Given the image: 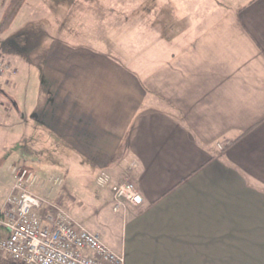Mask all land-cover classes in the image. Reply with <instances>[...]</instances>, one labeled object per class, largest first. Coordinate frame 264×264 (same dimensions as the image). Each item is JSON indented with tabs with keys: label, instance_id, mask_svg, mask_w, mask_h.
<instances>
[{
	"label": "crops",
	"instance_id": "0c3cea01",
	"mask_svg": "<svg viewBox=\"0 0 264 264\" xmlns=\"http://www.w3.org/2000/svg\"><path fill=\"white\" fill-rule=\"evenodd\" d=\"M115 3L102 48L53 44L39 91L10 107L37 145L72 150L74 174L116 184L135 164L140 205L113 211L108 187L76 216L125 264H264V0Z\"/></svg>",
	"mask_w": 264,
	"mask_h": 264
},
{
	"label": "rangeland",
	"instance_id": "374dc122",
	"mask_svg": "<svg viewBox=\"0 0 264 264\" xmlns=\"http://www.w3.org/2000/svg\"><path fill=\"white\" fill-rule=\"evenodd\" d=\"M115 2L0 0V65L7 66L0 75V100L10 110L9 116L0 114V199L7 191L8 175L14 169L25 167L37 175L39 182L45 183L44 186L34 187L35 192L60 202L74 218L77 214L89 216L94 208L98 213L99 205L109 200L111 181L108 186L98 187L96 177L84 165L81 172L74 174L77 157L72 150L37 145L30 115L21 119L10 103L13 101L21 111L26 101L39 91L41 72L50 58L48 54L53 44L102 48L101 38L107 37L99 31L98 20L109 19L108 23L114 24ZM3 44L9 47L10 55L2 53ZM2 92L9 93L12 100L5 98ZM1 107L0 103L3 113L5 110ZM21 128L25 133L20 132ZM52 144V141L49 142V145ZM121 170L123 180L125 170ZM55 179L59 183H55ZM99 190H104L103 200L95 197ZM0 264L13 263L0 256Z\"/></svg>",
	"mask_w": 264,
	"mask_h": 264
},
{
	"label": "built area",
	"instance_id": "2783aa9c",
	"mask_svg": "<svg viewBox=\"0 0 264 264\" xmlns=\"http://www.w3.org/2000/svg\"><path fill=\"white\" fill-rule=\"evenodd\" d=\"M4 69L7 66L0 65V75ZM133 168L135 164L124 168L123 180L110 185L113 211L126 204H141L133 184ZM110 181V175L101 171L95 182L103 188ZM38 182L32 170H14V181L0 206V256L4 260L13 264H125L122 252L109 247L60 202L36 193Z\"/></svg>",
	"mask_w": 264,
	"mask_h": 264
},
{
	"label": "trees",
	"instance_id": "16d2710c",
	"mask_svg": "<svg viewBox=\"0 0 264 264\" xmlns=\"http://www.w3.org/2000/svg\"><path fill=\"white\" fill-rule=\"evenodd\" d=\"M8 46L6 45V44H3L2 46H1V51H2V53H5V54H8V55H10L11 54V51H10V49H9V47L7 48Z\"/></svg>",
	"mask_w": 264,
	"mask_h": 264
},
{
	"label": "water",
	"instance_id": "95a60500",
	"mask_svg": "<svg viewBox=\"0 0 264 264\" xmlns=\"http://www.w3.org/2000/svg\"><path fill=\"white\" fill-rule=\"evenodd\" d=\"M14 11V10H13ZM15 105V104H14Z\"/></svg>",
	"mask_w": 264,
	"mask_h": 264
}]
</instances>
